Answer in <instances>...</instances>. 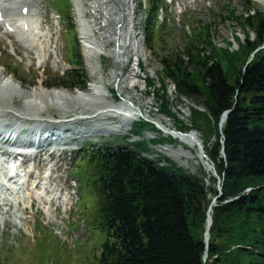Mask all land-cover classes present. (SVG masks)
<instances>
[{
    "label": "trees",
    "instance_id": "trees-1",
    "mask_svg": "<svg viewBox=\"0 0 264 264\" xmlns=\"http://www.w3.org/2000/svg\"><path fill=\"white\" fill-rule=\"evenodd\" d=\"M249 5L244 15L231 13L246 32L239 51L214 45L212 26L205 25L194 30L181 57L163 54L166 30L158 24L160 4L150 1L144 34L161 70L160 87L150 79L148 88L162 114L181 124L167 82L174 84L179 101L187 99L205 110L191 107L190 127L183 124L181 131L202 136L223 181V197L213 208L207 247L208 211L219 196L217 180L210 179L207 186L206 175L188 174L168 159L151 161L143 156L152 152L146 141L133 149L89 150L78 173L86 175L100 198L91 209L92 224L103 234L98 264H264V16L253 15ZM75 52V70L67 79H53L50 87L86 88L84 62L78 48ZM226 112L230 114L220 130ZM149 129L155 127L142 121L134 133Z\"/></svg>",
    "mask_w": 264,
    "mask_h": 264
},
{
    "label": "rangeland",
    "instance_id": "rangeland-1",
    "mask_svg": "<svg viewBox=\"0 0 264 264\" xmlns=\"http://www.w3.org/2000/svg\"><path fill=\"white\" fill-rule=\"evenodd\" d=\"M145 1L146 0H138L136 8L139 4L142 5ZM251 1L255 4L256 9L264 12V3L260 0ZM167 2L168 0L164 3L169 11L168 17L171 20L170 25L172 26L171 35L168 40V43L170 42L171 44L169 49L176 51L181 57L186 52L187 41L185 40V32L188 31L191 33L198 26L203 27L205 25H211L212 42L220 48H231L232 51H235L238 49L237 43L246 42L245 29L241 22L231 15L232 12H235L237 16L246 14V0H176L171 7L167 5ZM48 8L49 18H53L50 25L51 30L56 34L54 39V49L50 52H54L55 57L62 62L59 67L54 69L53 65L50 63L49 67L43 71L44 69L38 68L39 66L37 65V62L33 66H29L27 61L28 54L26 56L23 51L19 53L17 46H15L14 48L18 52V56L14 57L11 54L14 50L12 40L7 39L8 37H4L5 39L1 38L3 40H0V72L5 75H7L8 72L16 73L17 78L24 80L23 86L17 84L20 88V92L15 99L16 105L14 106L17 110L23 109V104L28 100L26 94H35V90L39 88L43 82L44 86L42 89L44 92L47 94L49 93L50 95L51 93L52 95L58 93V96L61 97H72L74 95L83 96L88 90L87 88L84 92H78L66 89H46L45 87V85L47 86L50 83L51 79L61 77L64 73H67L68 77L72 71V67L69 70L68 65V49L70 43L73 42L72 36L70 33L66 32L64 22L60 21L59 13L57 11L58 8H50L49 6ZM92 12L94 13V11L91 10V17ZM143 13V10H140L137 16L136 24L138 28L142 26ZM42 18L41 13V21L44 22ZM101 24H103L102 20L95 23L93 26L99 33L97 35L98 41L101 40L99 32ZM50 26H46V30H48ZM54 33L49 35L48 41L53 39L55 35ZM75 35L81 44L85 68L90 78V84H95V82L100 80L106 87L108 100L112 105L119 106L124 103L127 100V96L130 94L136 106H141L140 109L144 113L146 119L156 123L163 122L172 129L175 128L177 130H180L183 127V124H186L185 126H190V108L194 106V104L187 99L179 101L177 99L176 89L172 82H167L169 94L175 106V116L180 119L183 124L178 123V121L173 118L168 119L164 117L160 112V106L157 104L156 97L151 94L150 89H148L146 83L148 78L155 80V82L158 83V87H160L159 72L161 66L155 54L149 52L145 47L142 33L136 32L135 35L137 36V39L132 41L135 44L132 45L133 48L135 49V47H138L140 52L137 51L138 53L136 52L133 54V51L128 50L129 55L125 57L126 64L123 71H119L121 67L116 66L114 58L113 60L109 59L111 57L109 54L112 52L111 48H102L100 50L101 52L97 55L87 49L86 41L82 39V36H79L78 32L75 33ZM130 39L131 38H129V42L131 41ZM56 47L57 53L55 51ZM201 48L206 49L209 52L211 49V47L204 44L201 45ZM129 59L131 60L130 64ZM52 60L53 59H51V62ZM30 62L32 63L33 61L29 60V63ZM4 68H6L7 71ZM113 72H118L121 76L129 78L125 84V90L123 93L119 90V80L117 83L114 79L109 80V76ZM110 91H116V94L121 96L122 99L115 101V96L113 97L111 93H109ZM49 94L48 99L52 100V97ZM0 107L3 108V105L1 104ZM53 109L54 108H51L49 110L51 112L50 114H40V119L53 121L76 120L80 116H83L82 114L90 116L94 113L93 110L82 111V109H75L72 111L68 110L67 112H60L57 109ZM52 116L55 118H51ZM88 123L89 124L83 122L78 128L83 130L94 126L91 125V121ZM111 123L116 124L115 121H112ZM101 125H103V122L100 126ZM130 130L119 128L109 136L102 133L105 135H100L96 138H91L89 136L81 139V142H86V144L92 145H97L96 142L103 143L116 141L117 139L124 142L121 136L128 134V131ZM197 135L203 140L200 134ZM164 136L161 137L166 139L171 138L170 136ZM155 137L159 138L157 135L147 134L146 139L150 141ZM171 139L175 142L154 149L152 153L153 156L151 157L152 160L157 159L158 156H163L188 174L200 178H204V175H206L207 178L213 177L207 173L205 165L200 160L198 149H191L187 145L181 144L180 141L174 138ZM167 148H171L174 151H190L193 154L194 159L188 160L186 157H182L177 162L164 151ZM82 155L83 154L80 150L72 157H69V154H64L62 157L60 156V160L65 158L66 161L55 167L58 169L52 174L53 180H55L54 194L65 201L63 202L62 207L58 209V206L56 205L41 206L37 201L33 210L24 211L23 208L21 209V211H23L21 213L23 219L20 215L17 217L15 214L17 212H15V219L7 220L15 226L7 224L6 226L0 227V264H98L103 244V234L91 226L87 227L89 213L91 211L89 208H91L93 199L89 196L87 191H83L84 187L81 188L80 179L74 174V170L76 169L75 160L78 158L80 159ZM45 157L46 159L49 158L46 155ZM58 159L59 156H56V161ZM44 163L47 164L45 161L43 164ZM207 184L208 186L211 185L209 182H207ZM45 188L48 190V187ZM48 192L46 194H49L50 196L52 192L49 190ZM80 196L81 203L77 208L76 206L77 202L80 200ZM68 200L70 202L67 205L66 202H68ZM59 201L62 203L61 200ZM10 216L11 214L8 218ZM49 216H51L52 219H50ZM53 219L59 224L51 223ZM0 223H2V220H0ZM16 225H21L23 228L27 227L28 234L19 228L21 226L17 227Z\"/></svg>",
    "mask_w": 264,
    "mask_h": 264
},
{
    "label": "bare ground",
    "instance_id": "bare-ground-1",
    "mask_svg": "<svg viewBox=\"0 0 264 264\" xmlns=\"http://www.w3.org/2000/svg\"><path fill=\"white\" fill-rule=\"evenodd\" d=\"M21 1L25 2L22 4V6L19 4L18 10H15L14 6L12 5H2V11L5 13L7 18H11L12 21L18 23L21 20L20 13L24 8H27L29 6V31L39 30V28L44 25V23L41 21L40 12L43 7L44 0H15L17 4L18 2L21 3ZM260 1L264 3V0ZM136 3L137 0H83L81 3V7H79L80 15L84 16L87 19H89L91 10L94 11V13L92 12V17L90 21H88V26L90 30L87 29L82 37V39L87 43V49H89L92 53L99 54L102 48H111L116 66L121 67L119 71H123L125 69V57L129 55L128 50L134 51L132 49V41L136 40V37L132 32L131 27H133V25L136 26L134 21V16L137 11L135 7ZM101 20L103 21V24H101V27L99 28L101 40L98 41L97 35L99 33L96 29H94L93 26L95 23H98ZM4 37L9 36L7 34L0 33V39ZM33 37L34 40H32L31 44L26 47L25 51L28 54V58L30 61H34L35 58L43 59V65H45L47 63L48 57H50V41H48L49 35L44 36L36 33L33 35ZM129 38H131L130 42ZM39 45L44 46L42 50L40 49ZM137 51L140 52L139 49ZM54 64L57 65L58 62L55 61ZM113 79L116 83L119 80V90L123 93V91L125 90V84L127 83L129 78H127L126 76H121V74L118 72H113L112 74H110L109 80ZM17 84L18 83L15 79H13L12 77H7L5 74L0 72V106L1 104L3 105V108L0 107V123H8L19 120H31L34 123L47 124L49 127H53L55 124L52 123L51 120L40 119V114H50L51 112L49 110L51 108L57 109L60 112H67L68 110L72 111L75 109H82V111L93 110L94 113L92 114V117L89 118V120H91V124H94L96 126H100L102 122L103 125L101 126L108 125V121H112L117 116H119V114H123L121 115L123 120L118 123L117 126L110 125L102 130L100 129L89 133L87 132L88 136L97 137L100 135V133H105L106 135H108L119 127H125L128 130L132 127L135 121L145 116L140 109L141 106H136L130 94L127 96V100L124 103L120 104L119 106L112 105V103H110L108 100L106 88L100 80L98 82H95V84H92L90 88H88L87 93L83 94V96L74 95L72 97H61L58 96V93H54L56 95H52V93L50 95L48 93L52 97V100H49L48 94L43 91V82L41 83L40 87L35 90V94H26L28 100L23 104V109L17 110L14 108V106L16 105L15 99L18 96V93L20 92V88ZM81 123L82 121L75 120L69 122L68 125H74L77 127ZM158 124L159 129L163 132V135L173 137L174 139L180 141L181 144L187 145L191 149H198V146L203 143L199 136L194 132H190L187 134H179L177 129H172L163 122H160ZM18 130H22L19 124H17V131ZM65 140L66 139H63L61 140V142ZM164 151L167 152L169 156H171L177 162L182 157H186L188 160L194 159L193 154L190 151H184V153L183 151H174L171 148H167ZM45 155L49 157L45 160L46 162L48 159L54 156V152L49 150L48 152H46ZM199 158L205 165L207 173L212 176V170L205 163V160L200 154V150ZM41 188L44 189V194L48 192L47 188ZM11 190L12 189H9L8 191L11 192ZM28 195H25V197ZM44 198L45 197H42V199ZM5 200H2V207L0 206V215L7 214L8 207H10V205L12 206L11 201L7 199ZM4 201L5 203H3ZM46 202L52 204H61L60 202L56 201L53 197H49L48 200H44V203ZM17 204L21 205L22 202L19 201L18 203H16V206ZM28 204L30 205V201L28 202ZM15 214L17 215V217H19L17 213Z\"/></svg>",
    "mask_w": 264,
    "mask_h": 264
},
{
    "label": "water",
    "instance_id": "water-1",
    "mask_svg": "<svg viewBox=\"0 0 264 264\" xmlns=\"http://www.w3.org/2000/svg\"><path fill=\"white\" fill-rule=\"evenodd\" d=\"M227 115H228V114H226V115L223 117V119H222V123L225 122V120H226V118H227ZM200 151H201V153L203 154L204 158L207 159L206 155L204 154L203 146H202V145H200ZM210 169L213 170L214 177L217 178L218 180H220V178L218 177V175H217V173H216V171H215V168H214L213 166H210ZM221 189H222V188H220V190H221ZM216 200H218V198H216L215 201H216ZM213 205H214V203H213ZM208 223H209L210 226L212 225V220H211V218L208 220ZM209 240H210V235H209V233H207V234H206V242L208 243ZM206 257H207V256H206Z\"/></svg>",
    "mask_w": 264,
    "mask_h": 264
}]
</instances>
